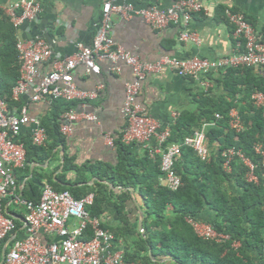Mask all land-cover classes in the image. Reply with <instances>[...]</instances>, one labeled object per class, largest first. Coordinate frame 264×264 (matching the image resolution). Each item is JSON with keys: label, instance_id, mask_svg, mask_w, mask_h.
I'll return each mask as SVG.
<instances>
[{"label": "built area", "instance_id": "1", "mask_svg": "<svg viewBox=\"0 0 264 264\" xmlns=\"http://www.w3.org/2000/svg\"><path fill=\"white\" fill-rule=\"evenodd\" d=\"M0 10L17 31L16 49L19 54L20 76L12 89L14 100L25 94L33 102L43 100L49 104L58 99L68 102L93 99L96 91L81 89L74 81L73 71L78 65H83L86 74H99L100 63L104 61L109 63L111 72H120L122 66L131 69L134 79L125 84L120 110L125 123L121 140L124 144L135 143L142 146L151 159L159 157L160 170L164 174L161 182L171 191L182 185L175 170L182 147L191 148L201 161H210L206 133L215 123H203L194 128L192 134L185 136L180 143L164 146L170 136V127L160 130L159 122L138 101L144 79L166 67L174 70L178 76L191 78L202 90L208 91L211 87L208 77L212 73L249 67L260 70L264 76V33L254 28L244 13L230 7L224 10L225 18L233 27L235 49L230 54L215 59L164 55L154 62L142 61L114 40L112 14L117 13L124 18L139 17L154 30H162L171 23L178 25L179 41L200 44V37L190 30L189 24L194 13L206 12L208 7L199 0H174L166 8L157 5L136 7L126 0H105L90 45L77 43L76 53L62 59L52 58L51 46L43 35L36 34L28 40L18 33L21 26H29L39 21L42 11L39 0H14L8 4H0ZM50 60L52 69L43 73L40 66ZM99 88L102 86L99 85ZM251 100L264 115V91L253 93ZM80 117L96 120L93 114H84L71 108L60 117L61 134H70L73 123ZM177 117L178 114L174 113V120ZM215 117L221 118L219 114ZM229 117V127L237 133L242 132L244 125L238 111L230 110ZM28 124L32 125L31 143L44 146L48 136L41 121L29 116L26 109L17 114L10 112L6 101L0 96V242L16 230L15 220L6 213L3 204L6 197L24 208L23 220L26 228L24 237H14L11 240L0 264H136L124 259L120 241L103 227L98 216H92L87 210L93 204L94 193L76 198L67 190L56 191L50 184L45 183L36 201L25 199L19 194L16 171L23 169L26 163V149L20 139V132ZM107 143L113 145L110 135ZM254 152L259 156L264 170V142L256 143ZM220 155L225 172L231 171V162L238 158L247 168L248 180L255 181L256 165L241 150L231 146L221 151ZM186 221L205 240L219 243L229 240L228 235L217 232L210 223L191 216L186 217ZM239 245L238 241L232 242L234 248Z\"/></svg>", "mask_w": 264, "mask_h": 264}, {"label": "crops", "instance_id": "2", "mask_svg": "<svg viewBox=\"0 0 264 264\" xmlns=\"http://www.w3.org/2000/svg\"><path fill=\"white\" fill-rule=\"evenodd\" d=\"M11 1L14 0H0V4H8ZM104 1L39 0L42 7L39 21L29 26L27 24L21 26L18 33L28 40L36 34H48L52 38L50 45L52 58L62 59L72 56L76 53L75 44L90 45L97 29ZM126 1L133 3L136 7L146 8L157 5L160 8H166L174 0ZM199 1L208 7V10L194 13L189 28L198 34L201 39L200 44L179 41L180 28L178 25L171 23L162 30H154L139 17L124 18L117 13L112 14L113 38L145 62H154L164 55L178 58L194 56L219 58L230 54L235 49L233 27L221 14V9L227 7L244 13L254 28L264 33V0ZM40 69L43 73L50 71L52 69L51 60L43 63ZM254 71L261 73L258 69ZM224 74L218 72L210 74L208 78L211 87L208 91H204L191 78L178 76L174 70L164 67L161 71L151 73L144 79L141 83L138 101L159 122L160 130H163L175 122L174 113L179 117L183 113H197L199 109H203L205 107L203 95L216 101L222 99L231 101V97L223 87ZM73 78L79 88L96 91L95 98L77 101L74 106L78 112L93 114L96 120L80 117L73 123L70 134H62L64 142L48 150L47 157L44 158L42 154L34 153H31L29 158L27 156L25 167L16 174L18 192L21 196L25 193L26 197L37 199L41 184L33 182L35 172L44 176L42 183L46 184L49 183L48 177L56 181L59 176H63V181H57L61 186L79 190L94 187L102 191L106 200L102 202V212L98 217L103 227L112 234L123 225V218H126L129 224L139 231V221H142V225L144 224V218L142 219L139 210L145 213L144 200L135 187H123L107 179V176L116 175L113 171L118 161L116 146L109 145L107 137L110 135L113 141L119 138L125 125L120 110L124 100L125 84L134 79L131 69L122 66L120 72H111L109 63L104 61L100 63L99 74H86L83 65H78L73 71ZM99 85L102 88H99ZM243 97L241 92L235 95L231 110L234 109L239 113V106L245 102ZM14 101L21 104L20 109H9L14 114L26 109L29 116L38 118L40 121L50 114L51 104L43 100L33 102L28 94L21 95L18 100ZM31 128V124L22 127L20 132L22 141L31 140ZM145 150L142 146L136 145L133 149L135 158H142ZM210 155L216 161L221 159L217 149L210 148ZM65 162L68 166L67 170H64ZM100 176L105 177L100 178ZM257 181L256 177L252 182ZM225 185L234 194L242 193V189L237 186L233 177ZM5 199L6 213L16 220V230L6 240L0 242V260L3 251L8 250L14 237L26 235L23 220L24 208L13 203L10 197ZM121 205H123V211L120 215L117 206ZM168 212H171L170 207ZM214 218L215 212L206 206L198 219L210 222ZM136 237L137 234L133 233L116 238L120 241L124 254L125 251H134L132 243ZM246 256L247 264H264L263 249L248 246ZM152 261L165 263L170 262L171 259L152 258Z\"/></svg>", "mask_w": 264, "mask_h": 264}, {"label": "trees", "instance_id": "3", "mask_svg": "<svg viewBox=\"0 0 264 264\" xmlns=\"http://www.w3.org/2000/svg\"><path fill=\"white\" fill-rule=\"evenodd\" d=\"M224 10L225 8L221 9V14L225 18ZM16 34L17 31L9 18L0 10V96L6 101L9 109H20L21 105L12 98V89L20 76ZM254 70L255 68L249 67L228 69L224 74L223 87L231 101H216L203 95L205 107L197 113L181 114L170 126V136L164 146L180 143L185 136L192 134L194 128L206 122H214V126L209 127L206 133L209 148L217 149L219 154L231 146L241 150L256 165V183L248 181L247 168L238 158H234L230 173H226L222 169L221 156L219 161L211 158L209 162H205L201 161L191 148L182 147L175 163V170L182 180V185L171 191L161 184L164 174L160 170L159 157L151 159L145 150L143 157L137 159L133 152L137 144H124L121 136L114 139L113 144L118 153L117 165L113 171L116 175L107 176V179L116 185L135 187L145 206L144 234L134 229L126 218L122 219L123 225L113 233L116 238L137 234L132 243L134 251H125L126 261L136 264H247L248 246L263 249L264 170L259 156L254 152V145L264 141V115L261 109L254 106L251 95L256 91H264V76ZM238 92L243 93L245 101L239 106L244 125V130L239 133L229 127V112L234 105L232 100ZM75 105L74 101L61 99L51 103L50 114L41 121L48 140L44 146H35L30 139L23 140L26 158H29L31 153L42 154L45 158L48 156V150L64 142V136L59 130L60 117ZM216 114L221 118H216ZM66 164L65 162L64 170H67ZM21 170L16 171V174ZM103 177L105 176H100ZM232 177L242 189V193L234 194L225 185ZM43 179L44 176L39 173L35 172L33 175V182L41 184V187L45 184L42 183ZM59 180L63 181V176H59L56 181L51 177L47 178L48 184L56 191L67 190L76 198L94 193L93 204L88 206L87 210L92 216L100 215L102 202L106 200L102 191L94 187L79 190L61 186L57 183ZM22 197L36 201L39 194L37 199L28 198L25 193ZM5 202L6 199L3 201L4 205ZM206 206L215 212L214 220L206 222L217 232L228 235V241L219 243L205 240L199 237L186 221L188 216L200 218ZM169 207L171 212H168ZM117 210L121 215L123 205L117 206ZM233 241H238L239 247L234 248ZM149 249L151 254L148 253ZM152 258H170L171 261L155 263Z\"/></svg>", "mask_w": 264, "mask_h": 264}, {"label": "water", "instance_id": "4", "mask_svg": "<svg viewBox=\"0 0 264 264\" xmlns=\"http://www.w3.org/2000/svg\"><path fill=\"white\" fill-rule=\"evenodd\" d=\"M43 37L46 39V41L48 42L49 45L52 44V38L48 34H44ZM139 210H140V215H141V217L143 219L144 218V212L141 209H139ZM138 229H139V231L142 234H144V228H143V225H142V221H139ZM5 253H6V251L4 250L3 253H2V258H4ZM150 253H151V251H150Z\"/></svg>", "mask_w": 264, "mask_h": 264}, {"label": "rangeland", "instance_id": "5", "mask_svg": "<svg viewBox=\"0 0 264 264\" xmlns=\"http://www.w3.org/2000/svg\"><path fill=\"white\" fill-rule=\"evenodd\" d=\"M13 208H16V207H13Z\"/></svg>", "mask_w": 264, "mask_h": 264}]
</instances>
